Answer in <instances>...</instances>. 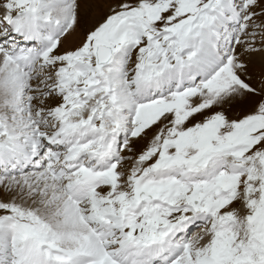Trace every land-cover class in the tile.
I'll list each match as a JSON object with an SVG mask.
<instances>
[{
    "label": "snow or ice",
    "instance_id": "1",
    "mask_svg": "<svg viewBox=\"0 0 264 264\" xmlns=\"http://www.w3.org/2000/svg\"><path fill=\"white\" fill-rule=\"evenodd\" d=\"M0 264H264V0H0Z\"/></svg>",
    "mask_w": 264,
    "mask_h": 264
}]
</instances>
